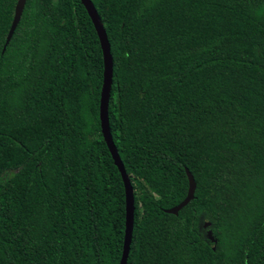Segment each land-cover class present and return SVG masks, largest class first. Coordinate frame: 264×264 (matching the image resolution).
Instances as JSON below:
<instances>
[{
	"label": "trees",
	"instance_id": "obj_1",
	"mask_svg": "<svg viewBox=\"0 0 264 264\" xmlns=\"http://www.w3.org/2000/svg\"><path fill=\"white\" fill-rule=\"evenodd\" d=\"M90 1L133 191L125 264H264V0ZM15 2L0 0V264H118L97 37L78 0H25L1 52ZM184 170L193 198L166 214Z\"/></svg>",
	"mask_w": 264,
	"mask_h": 264
},
{
	"label": "water",
	"instance_id": "obj_2",
	"mask_svg": "<svg viewBox=\"0 0 264 264\" xmlns=\"http://www.w3.org/2000/svg\"><path fill=\"white\" fill-rule=\"evenodd\" d=\"M80 5L83 7L92 27L97 37L99 49L101 52V63H102V72H101V86L99 91L98 98V108H97V119L99 124V131L102 137V141L105 144V147L108 151V154L112 160L113 166L116 168L122 188H123V210H124V220H123V236H122V245L120 257L118 260V264H125L128 251L129 244L131 241V232H132V224H133V196H132V188L130 186L127 175L124 172L122 163L118 157L117 151L112 143L111 136L109 133L108 120H107V105L109 98V91L111 86V77H112V59L109 53V45L106 40V35L103 30L102 24L94 10V7L90 0H78ZM25 0H16L14 8H13V16L7 31L4 44L2 46L1 52L5 49V46L9 42L11 35L19 21ZM186 179H187V189L186 194L183 200L178 203L176 206L164 210L166 214L176 215L177 212L184 207L189 201L193 198L194 192V182L191 175L184 170ZM207 226V223L204 225ZM206 237L208 240L212 241V237L210 231L206 232Z\"/></svg>",
	"mask_w": 264,
	"mask_h": 264
},
{
	"label": "rangeland",
	"instance_id": "obj_3",
	"mask_svg": "<svg viewBox=\"0 0 264 264\" xmlns=\"http://www.w3.org/2000/svg\"><path fill=\"white\" fill-rule=\"evenodd\" d=\"M51 1V3H53V4H55L56 3V0H50ZM21 92H19V94H20ZM17 97H19V96H17V94H15V96H14V102L17 104L18 103V99L19 98H17Z\"/></svg>",
	"mask_w": 264,
	"mask_h": 264
}]
</instances>
